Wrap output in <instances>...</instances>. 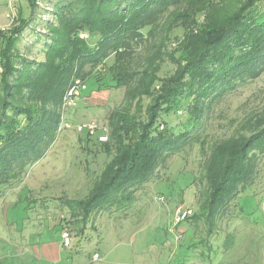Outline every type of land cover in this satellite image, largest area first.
<instances>
[{"label": "trees", "instance_id": "16d2710c", "mask_svg": "<svg viewBox=\"0 0 264 264\" xmlns=\"http://www.w3.org/2000/svg\"><path fill=\"white\" fill-rule=\"evenodd\" d=\"M35 1L27 0L28 18L20 11L11 31H0V185L19 180L54 140L57 108L73 75L86 79L112 56L107 76L94 75V90L123 87L125 102L107 116L109 141L100 144L108 160L85 196L63 200L70 214L66 223L80 234L95 212H124L160 165L200 141L203 194L186 220L203 219L211 234L230 201L253 182L259 154L264 155V113L210 144L199 140L197 131L226 93L264 72L259 7L264 0L58 1L52 10L59 27L47 25L45 57L38 62L16 53L15 44L32 19ZM175 27L182 34L173 35L179 42L171 54L161 50L146 57L142 69L132 67L136 46L162 39L159 46L165 48ZM80 30L94 43L79 37ZM165 60L175 69L160 76ZM182 108L180 125H171ZM226 242L230 248L232 239Z\"/></svg>", "mask_w": 264, "mask_h": 264}, {"label": "rangeland", "instance_id": "374dc122", "mask_svg": "<svg viewBox=\"0 0 264 264\" xmlns=\"http://www.w3.org/2000/svg\"><path fill=\"white\" fill-rule=\"evenodd\" d=\"M58 1L62 0L35 1L32 19L16 38V53L37 62L44 59L47 25L51 22L59 27L52 10ZM259 7L264 10V1ZM204 8L206 11L207 7ZM20 11L25 18L29 17L31 10L27 0H0V31L9 33ZM202 21L203 17L199 18L198 24ZM86 34L83 30L78 32L79 37L94 43V38ZM181 34V27H175L165 48L159 46L162 39L136 46L132 67L142 69L146 57L158 51L165 50L167 56L171 54L179 42L173 35L179 37ZM152 43L157 46L151 48ZM167 56L165 59H170ZM112 61L110 56L86 79L73 75L67 90L72 85L77 86L76 103L63 109L66 90L57 108L59 122L54 140L38 160L27 165L19 180L0 185V264H264L262 153L253 182L230 201L208 236L203 219L193 222L189 218L173 225L176 205L189 206L195 212L202 198L200 141L187 144L180 154H172L160 165L151 180L135 192L134 201L124 212L97 211L80 234L76 228L68 226L70 214L63 200L85 196L108 160L109 156L100 144L109 141L107 116L125 102L123 87L94 90L97 85L94 75L106 77ZM174 69L175 64L165 60L159 75H169ZM76 80L79 83H75ZM93 91L96 92L89 96ZM147 102L148 98H145L144 103ZM186 103L184 108L189 100ZM184 108L178 110L171 125H180L179 117ZM263 113L264 72L256 79L237 85L212 106L201 120L197 131L199 140L210 144L236 134L244 121ZM89 120L99 122L101 129L95 135L88 137L74 130L73 125ZM65 122L70 124L69 128ZM104 128L107 138L102 141ZM64 225L69 229L68 246L61 240L66 229ZM118 236L120 242L117 244ZM58 237L61 250L73 252L76 255L73 259H67L63 253L59 262L45 260L41 249L43 242L49 243ZM229 238L232 239L230 248L226 246ZM35 253L40 258L33 257ZM94 253L98 254L96 259Z\"/></svg>", "mask_w": 264, "mask_h": 264}, {"label": "built area", "instance_id": "2783aa9c", "mask_svg": "<svg viewBox=\"0 0 264 264\" xmlns=\"http://www.w3.org/2000/svg\"><path fill=\"white\" fill-rule=\"evenodd\" d=\"M88 36V33L86 34ZM85 35V36H86ZM83 37V35H82ZM75 83H79L78 80H76ZM77 86L72 85L65 93L64 97H63V109L65 107H69L71 105H75V101H74V97L75 94H78V90ZM77 91V92H76ZM66 127H70V124L65 122L64 123ZM73 128L76 132L78 133H85L88 137L95 135L101 128L99 126V122H97L96 120H89L87 122L84 123H78L73 125ZM103 133L106 132L107 130L104 128ZM102 141L106 140L107 136L104 133L102 136ZM193 214V209L189 206H184L182 204L176 205L174 207V211H173V225H177L181 222H183L184 220H186L188 217H190ZM61 240H62V244L64 246H68L70 244V235L68 230H64L61 234ZM98 257L97 253H94L93 258L96 259Z\"/></svg>", "mask_w": 264, "mask_h": 264}, {"label": "crops", "instance_id": "0c3cea01", "mask_svg": "<svg viewBox=\"0 0 264 264\" xmlns=\"http://www.w3.org/2000/svg\"><path fill=\"white\" fill-rule=\"evenodd\" d=\"M96 91H93L91 92L90 94H88L89 96H93V93H95ZM80 122V121H79ZM187 229V228H186ZM119 236H118V240L116 241V243L118 244L119 242ZM122 248H125V247H122ZM127 248V247H126ZM35 249L37 250L38 248L35 247ZM42 252L44 254V257H45V260L49 261V262H59L60 261V258L62 257V254L64 253L65 257L67 259H70L73 257H75L76 255H73V252L72 254L70 253H67L65 251H62L61 250V246H60V240H59V237H58V240H54V241H51L49 243L47 242H43L42 244ZM79 251V250H78ZM102 254V253H101ZM37 257V258H40L38 256V253H35L33 257ZM105 257V256H104ZM103 257V258H104Z\"/></svg>", "mask_w": 264, "mask_h": 264}]
</instances>
